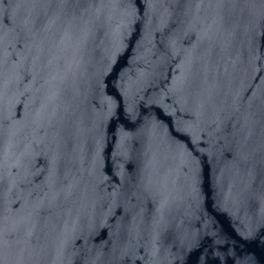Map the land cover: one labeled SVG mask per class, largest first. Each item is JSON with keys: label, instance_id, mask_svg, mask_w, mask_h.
<instances>
[{"label": "water", "instance_id": "95a60500", "mask_svg": "<svg viewBox=\"0 0 264 264\" xmlns=\"http://www.w3.org/2000/svg\"><path fill=\"white\" fill-rule=\"evenodd\" d=\"M0 264H264V0H0Z\"/></svg>", "mask_w": 264, "mask_h": 264}]
</instances>
